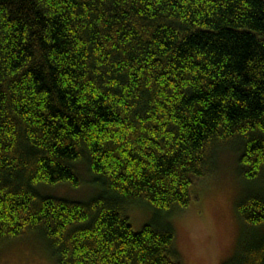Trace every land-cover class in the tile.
I'll list each match as a JSON object with an SVG mask.
<instances>
[{"label": "trees", "instance_id": "trees-1", "mask_svg": "<svg viewBox=\"0 0 264 264\" xmlns=\"http://www.w3.org/2000/svg\"><path fill=\"white\" fill-rule=\"evenodd\" d=\"M227 147L247 187L224 264H264V0H0V246L183 264L169 217ZM85 178L87 201L57 190Z\"/></svg>", "mask_w": 264, "mask_h": 264}, {"label": "rangeland", "instance_id": "rangeland-1", "mask_svg": "<svg viewBox=\"0 0 264 264\" xmlns=\"http://www.w3.org/2000/svg\"><path fill=\"white\" fill-rule=\"evenodd\" d=\"M212 175L197 180L192 189V203L184 210H176L169 217L183 264H224L236 254L242 235V222L237 205L247 183L238 170V153L231 147L216 154ZM84 172L86 167L80 166ZM82 177H85L81 173ZM61 186L58 192L70 194L82 201L91 199L98 191L90 180L82 179L77 189ZM55 192V191H54ZM153 212L137 205L129 212L135 231L152 221ZM0 264H58L44 236L29 234L0 246Z\"/></svg>", "mask_w": 264, "mask_h": 264}]
</instances>
